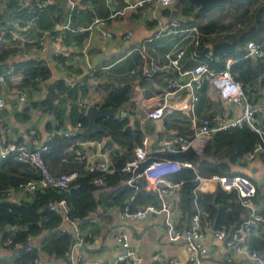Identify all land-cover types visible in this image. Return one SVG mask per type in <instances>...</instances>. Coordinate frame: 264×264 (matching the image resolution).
Masks as SVG:
<instances>
[{
	"label": "crops",
	"instance_id": "obj_1",
	"mask_svg": "<svg viewBox=\"0 0 264 264\" xmlns=\"http://www.w3.org/2000/svg\"><path fill=\"white\" fill-rule=\"evenodd\" d=\"M28 1L26 0V2ZM177 2L168 9L160 8L157 3L148 5L145 9L146 14L154 21L145 24L139 14L135 13L123 18L110 19V16L123 6V3L118 0H74L76 11L72 14L71 27L78 32L66 33L62 42H57L55 47L51 48V51L57 50L63 54L60 58H51V52L43 57L36 45H29L22 48L20 55L13 56L7 61L9 69H15L14 64L19 62L41 59L50 67L52 78L50 81L42 83L35 82L36 87L23 88L28 94L26 103L20 102L17 93L3 91L6 107L1 111L0 148L8 141L23 142L38 147L48 134L65 130L71 131L75 128L69 120L70 108L67 109L64 118L65 124L62 125L53 113L33 107L35 103L40 105L45 100L49 83L56 80H63L70 87L81 82L87 84V94L81 98L89 107L95 106L98 110L106 101L105 89L107 86L119 87L122 83H129L132 86L131 98L125 106L118 108L119 113L116 118L120 121L127 119L131 128H136L138 123L143 135V142L147 140V146L153 149L167 139L175 141L180 136L193 137L198 130L200 121L204 118L211 119L216 126L221 117L228 119L239 117L241 109L222 101L207 79L203 82L199 101L194 104L193 108L188 107L192 106V102L185 93L167 95L169 93L167 80L178 77V73L169 66L165 57L166 54L173 52L178 47L179 39L175 36L154 39L153 33L156 30L157 21L165 23L176 15L183 21L179 10L176 11ZM70 9L68 0H51V4L43 14V25H47V28L39 29L41 32L38 35L33 34L37 28L30 30L29 37L38 41L47 32L59 31L68 23ZM164 10L170 11L171 15L166 16ZM98 20H106L107 23L105 26L95 25L91 32H80ZM51 25L54 26L50 27ZM101 30L113 33L116 40L104 41ZM129 32L133 34L132 41L124 43L122 37ZM60 33L58 32V34ZM204 40L208 49L211 50L209 54L211 57L214 50V39L208 36ZM50 58L52 61L49 62ZM199 63L203 62L199 59H192L188 52L183 65L185 69H189ZM93 69L98 70L94 79L91 78ZM98 82L103 87L101 97H97L93 89L94 84ZM247 88L248 96L254 104H264V89L260 87V84L257 87L247 86ZM25 105L30 107L28 118H23L21 115ZM159 107L165 108L164 118L158 121L150 119L149 113ZM5 126L10 127L7 134L3 132ZM49 127L52 129L51 132ZM81 135L83 134L81 133ZM75 138L65 139L47 156L45 161L53 174L60 175L70 171L83 172V168L89 164L102 163L106 159L113 164L112 157L118 152H124L123 148L115 144L111 137H104L101 141H83L77 139L78 137ZM140 147H143V144L136 149ZM78 154L84 156L85 159L81 160ZM242 158L236 166H233V169L244 174V177L259 187L255 204L258 212L264 216V158H257L246 164L242 163ZM84 174L87 173L83 172L82 176ZM126 182L117 188L101 191L100 202L107 204L112 199V193H119L124 188H130ZM217 188L218 186H215L208 192L213 193ZM146 190L157 196L158 204L153 206L159 207L161 200L156 193L148 189L147 183ZM180 190L181 186L172 191L168 204L179 227L183 231H187L193 217L189 219L178 207L181 201ZM135 193L137 192L135 191ZM33 197V195L14 192L6 194L4 199L6 202L20 204L24 201H33ZM121 209L123 208L119 206L108 210L100 207L89 214L86 223L75 221V225H70L71 221H66L63 228L75 237L78 231L85 238L84 247L79 251L75 249L72 259L66 256L64 259H53L40 254L38 264H77L78 256L81 254L89 264H115L124 253L123 248L116 240L122 233L129 236L137 259L130 264H151L158 249L165 253L166 260H174L176 264H189V249L185 238L177 243L170 241L164 214H152L146 220L125 226L119 218ZM201 227L203 236L199 243L208 250L205 264H250L240 254H235L234 262L228 263L229 250L223 242L214 236L213 218H203ZM1 237L2 233H0V264H6L13 261L15 257L12 249L1 246ZM40 242L41 239L37 238L33 240L32 244L39 250Z\"/></svg>",
	"mask_w": 264,
	"mask_h": 264
},
{
	"label": "trees",
	"instance_id": "obj_2",
	"mask_svg": "<svg viewBox=\"0 0 264 264\" xmlns=\"http://www.w3.org/2000/svg\"><path fill=\"white\" fill-rule=\"evenodd\" d=\"M264 4V0H234L230 3L216 7L208 13L200 14L198 8L193 7L187 1L176 4L180 15L183 17L185 27L197 26L207 37H213L214 50L210 57L211 50L206 46L205 40L199 48V61L206 63L210 70L221 72L226 69L227 61L232 59V73L236 79L243 82L245 87H260L264 89V57L254 62L246 58L245 46L250 41H261L264 35V13L255 22L258 9ZM11 11L20 10V17L26 19V10L19 9L17 0L11 2ZM166 16L171 12L164 10ZM51 25L50 27H53ZM43 17L37 30L33 34L38 35L39 29L44 30ZM34 45V44H33ZM22 53L21 47H5L0 45V73H5L10 66L7 61ZM15 73L21 76L22 88L36 87L35 78L42 76L44 81H50L52 71L45 61L28 60L14 64ZM248 89V88H247ZM257 89V88H256ZM88 86H81L80 83L70 87L65 81L59 80L49 86L47 96L40 105H33L45 112L53 113L55 118L64 125V118L69 111V120L73 127L81 123L84 128L89 125V119L84 110L77 105L81 96L87 94ZM106 101L101 105L105 108H122L125 106L132 93V86L129 83H122L119 87L107 86L105 89ZM29 106H24L21 115L23 118L29 116ZM99 125L107 130V134H93L92 136L79 135L77 139L83 141H101L104 137H111L112 141L121 146L124 152H118L112 157L114 173L106 174L92 172L80 177L77 190L71 193H62L57 189L48 188L39 190L31 202L11 203L6 202L8 191L16 190L18 186L31 179H36L34 170L29 165L16 162L12 157L0 158V233L1 242L9 238L13 244L9 247L13 250L16 245L19 256L15 258L18 264H32L39 255L44 254L53 259H64L75 241L71 232L59 233L56 230L61 227L66 219L68 221L87 222V217L98 208L104 210L119 206L129 207L131 211H138L149 205H157V196L146 190V182H142L140 189L135 193L134 189L124 188L119 193L111 194V201L107 204L100 202L101 191L114 189L125 183L130 174L123 171L125 165L135 158V150L143 144V135L137 123L136 128L129 127V121H120L117 118H105L99 121ZM50 132L52 129L49 127ZM47 156L54 151L65 139L57 138ZM76 139V138H75ZM73 139V140H75ZM261 142L260 135L249 127L243 129H231L226 132L216 133L210 139L203 150L198 154L195 150L189 149L176 154H156L155 156L166 158L176 162H190L194 169H184L169 176L173 182L181 185V201L178 205L182 213L192 218L198 211L206 212L214 219L215 228L225 227L228 232L236 230L248 217L249 210L242 205L236 192L227 193L220 187L215 192L196 191L198 186L197 176L210 178L213 175H239L233 169L241 158L251 152ZM152 160L147 161L142 170ZM102 178L104 184H95L97 179ZM259 190V187H257ZM67 201L68 212L66 217L62 212L53 211L50 204L57 200ZM16 227L12 235L10 227ZM40 238V249L32 243L34 239ZM32 248L31 251H28ZM250 248L252 251L260 252L264 258V229L258 236L251 239Z\"/></svg>",
	"mask_w": 264,
	"mask_h": 264
},
{
	"label": "built area",
	"instance_id": "obj_3",
	"mask_svg": "<svg viewBox=\"0 0 264 264\" xmlns=\"http://www.w3.org/2000/svg\"><path fill=\"white\" fill-rule=\"evenodd\" d=\"M13 0H0V45L26 48L29 45H36L43 57L51 52V57L54 59L60 58L63 54L56 51H51L52 47H55L57 42H62L63 36L68 32H78L72 29L71 20L72 14L76 11V5L74 0H68L70 4L69 21L66 25L61 27L59 31L47 32L38 41L32 40L28 32L36 29L40 24L43 14L47 7L51 4V0H17L18 8L26 10V19H17L20 17V10L11 11V2ZM123 3V6L115 11L110 19H118L128 16L129 14H139L145 24H149L154 21L149 15L146 14V7L152 3H157L160 8L168 9L173 6L178 0H118ZM107 21H96L87 29L80 32H91L95 25L105 26ZM156 30L153 33L154 39H160L164 36H175L179 39L178 47L171 53L166 54L165 59L168 61L169 66L173 68L178 77L168 79L167 87L169 93L167 95L185 93L186 97H189L193 108L194 104L199 101V93L203 89L204 80H209L218 93L220 99L224 102H228L241 109V115L237 118L228 119L221 117L218 125H214L213 121L209 118H204L200 121L198 130L191 138H185L180 136L175 141L169 139L164 140L158 147L151 148L147 146V140L143 142V147L136 149L135 158L128 162L123 171L130 174V178L126 184L139 191L141 183L146 182L148 189L158 195L160 198V206L156 207L149 205L138 211H131L129 207H125L120 210L119 218L121 223L125 226H130L137 221L146 220L149 215L152 214H164L165 225L169 239L173 243H177L185 238L187 247L189 249V264H205V258L208 250L203 247L199 240L202 238V219L210 218V215L206 212L198 209L197 213L193 216L191 226L187 231H183L179 227L178 221L173 217L172 210L169 207L168 199L171 196L173 190L178 189L181 185L173 182L169 179V176L174 175L184 169H194V166L190 162H176L172 161L165 156H155L156 154H176L180 152L188 151L189 149L195 150L201 154L205 148L206 142L213 138L218 132H226L231 129H243L249 127L257 132L261 137V142L255 147V149L242 158V163H250L257 158H264V122L261 123L260 117H264V104H254L248 96V91L245 85L236 79V76L231 71V66L234 60L227 61L226 69L221 72H214L210 70L209 66L205 63H199L192 68L185 69L183 62L186 54L189 52L192 59L198 60L200 57L199 48L203 43L205 37L204 33L200 29L193 25L185 27L183 21L179 17H174L170 21L162 23L157 21ZM58 32H61L58 34ZM102 39L104 41H114L116 36L107 31L101 30ZM132 32L127 33L122 37L124 43H130L132 41ZM132 44V43H131ZM128 44V45H131ZM246 58L256 62L258 59L264 57V35L261 41H250L245 46ZM41 61V59H39ZM98 70L93 69L91 71V78H96ZM35 82L42 83L44 78L38 76L35 78ZM21 76L15 73V69L11 68L5 73H0V119L1 111L6 107V102L3 98L4 92L17 93L21 103H26L28 94L21 87ZM81 86L85 83L81 82ZM94 92L97 97L102 96L103 87L101 84L95 83L93 86ZM77 105L84 110V114L87 116L89 106L80 97L77 101ZM165 116V108L159 107L152 110L149 113V118L158 121ZM261 126V128H259ZM85 128L81 123H78L71 131H60L48 134L44 141L38 146L34 147L23 142L8 141L0 148V158L8 159L12 157L16 162L29 165L34 170L37 178L28 180L21 183L16 190L7 192H21L29 196H34L39 190L48 188L57 189L62 193H71L79 187V179L84 173L100 172V173H114L113 164L106 159L102 163L95 165L89 164L81 171H70L60 175L53 174L44 159V155L50 152L51 145L58 140L71 139L81 135ZM10 131L9 126L3 128L4 133ZM81 160L85 157L78 154ZM149 160H152L146 168L142 170V166ZM198 186L196 191H211L215 186L220 187L227 193L236 192L242 205L249 210L247 219L234 231L228 232L225 227L215 228L214 236L229 250L227 257L228 263H233L235 254L243 255L250 264H264V258L260 252L252 251L250 248L251 239L254 236H258L264 229V216H262L256 207L255 199L258 195L256 185L248 178L239 175H213L210 178H204L197 176ZM95 184L101 186L104 184L102 178L97 179ZM51 210L62 212L66 217L68 212L67 201L65 199L52 202L50 205ZM66 221H68L66 219ZM65 221V223H66ZM70 222V221H69ZM70 225L74 224L71 221ZM17 228L12 226L9 228V232L13 235ZM59 233L68 232L63 225L57 230ZM75 237V236H74ZM117 243L123 248V255L117 260L115 264H130L137 261L135 252L131 246V241L126 233H122L117 237ZM13 244V239L9 238L6 241L1 242V246L9 248ZM85 245V238L77 231L75 241L69 252L66 253V257L72 259L75 249L79 251ZM20 245H16L13 248V255L16 258L19 256L17 249ZM29 248L28 251H31ZM77 264H89L81 254L78 256ZM39 260H35L32 264H38ZM6 264H18L13 261ZM151 264H176L174 260H166L165 253L158 249L151 261Z\"/></svg>",
	"mask_w": 264,
	"mask_h": 264
},
{
	"label": "water",
	"instance_id": "obj_4",
	"mask_svg": "<svg viewBox=\"0 0 264 264\" xmlns=\"http://www.w3.org/2000/svg\"><path fill=\"white\" fill-rule=\"evenodd\" d=\"M183 0H178V3H182ZM193 7L198 8V12L200 14L208 13L212 9L222 6L224 4L230 3L234 0H185ZM178 11V9H176ZM264 13V4L258 9L256 13L255 22H257ZM178 17V15H176ZM52 58V57H51ZM50 58L49 62L52 61ZM57 81V80H56ZM56 81H52L49 83L50 85L55 83ZM119 109L118 108H105V109H96L95 106L89 107L87 111V117L89 119V125L83 130L82 134L84 136H92L93 134L102 133L107 134V130L104 127L99 125V121L105 118H116L118 116ZM261 123L264 122V117H260ZM261 128V126L259 127Z\"/></svg>",
	"mask_w": 264,
	"mask_h": 264
}]
</instances>
